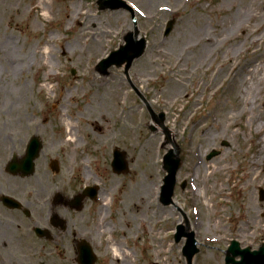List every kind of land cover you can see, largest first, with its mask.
Listing matches in <instances>:
<instances>
[{"label": "rangeland", "instance_id": "rangeland-1", "mask_svg": "<svg viewBox=\"0 0 264 264\" xmlns=\"http://www.w3.org/2000/svg\"><path fill=\"white\" fill-rule=\"evenodd\" d=\"M120 1L123 3L117 4L119 8L101 10L98 0H47V20H44L41 8L37 10L38 15L24 11L26 0H0V48L6 52L4 41L10 38L15 49L12 62L0 60V120L5 110L9 116L8 122L4 117L5 128L0 123V132L11 138L7 142L13 145L14 151L0 152V158L6 163L12 155L21 158L24 146L31 135H35L41 138L43 149L35 162V174L23 183L45 189L51 185L53 191L57 190L55 186H69L76 192L85 186H98L99 198L89 200L81 214L71 215L76 225L70 224L68 228L74 231L71 228L76 227V231H80L81 223L87 226L88 230L81 232L97 256L95 264H114L109 249L114 241L132 254L128 260L132 264H188L182 254L187 238L184 235L179 240L175 239L177 227L181 225L177 224L179 217L184 219L183 228L188 225V232L194 234L197 242L198 251L191 264H225V253L232 240L237 241L241 248L252 250L264 240V200L258 199L259 189L264 190V163L257 157L259 146L258 137L252 131L254 125H243L248 115L237 118L236 126L220 119L213 120L210 115L217 105L230 103L223 91L227 83L233 81V74H241L251 54L264 61V33L261 35L260 30L252 33L255 24L248 18L239 30L227 28L233 23L229 17L236 11L251 7L249 0ZM78 7L82 11L80 16H76L74 11ZM263 7L257 8L262 11ZM14 8L25 14L12 15ZM8 9L13 10L9 12ZM113 12H119L120 17H109L108 14ZM66 14L69 18L65 17ZM74 17L81 18L83 26L78 25ZM257 19L261 31L264 30V15ZM172 20L174 24L166 35L167 22ZM85 27L94 31L83 33ZM135 29L138 40H145L144 53L133 59L127 71L121 65L111 66L100 73L96 69L98 62L124 45L126 35ZM96 30L109 32L99 47L101 54L96 53L89 40ZM203 31L213 37L212 43L216 45L225 34L228 42L222 44L221 51L208 47L212 51L207 63L201 67L197 63L203 56H200L202 53L196 42L205 34ZM247 33L249 37H246ZM177 36L181 41L176 40ZM253 36H258L259 42L251 44L249 39ZM49 38L54 39L50 41ZM246 39L242 50L232 47L227 52L232 43ZM44 42L52 50V57H41L33 51ZM155 42H163L159 46L166 50L168 59L160 62L159 56L150 55L151 45ZM187 46L192 47L188 49ZM184 53L188 54L187 57ZM146 59L155 61L156 65L150 68L145 64ZM218 63L222 65L220 83L216 81V89L211 92L202 84L203 80L212 77L210 73ZM14 67L18 68L16 72L12 71ZM178 67L187 70L185 92L190 97L185 98L181 93L171 102L158 94L156 99H151L150 95L163 90L172 71ZM148 68L150 71L146 73ZM72 69L75 74L71 73ZM90 73L104 79V84H90L87 80ZM141 76H144L143 84L138 86L136 80ZM111 88L124 94L126 102L121 101L115 107L88 105L93 96L109 98ZM254 93L252 106L259 111L253 114L256 123H260L264 121V90ZM218 99L220 104L215 105ZM132 106L137 107L138 113L122 119L120 114ZM148 108L155 116L149 113ZM185 113L189 116L187 119L183 118ZM160 114H163L161 125ZM66 115L74 123L78 147L64 143L68 138L64 124ZM151 121L160 132L149 124ZM170 128L175 130L174 139L169 135ZM154 132L160 141L155 150L158 157L152 174L146 170V160H138V155L143 140ZM190 141L196 147L199 166L188 160ZM172 143L178 147L180 163L176 170L172 204L164 205L160 199L166 175L162 160ZM114 148L125 153L126 173L112 172L110 163ZM212 150L220 154L207 160ZM51 160L58 161L59 174L50 171ZM215 169L218 171L211 174L210 171ZM135 182L142 183L143 188L145 185L153 186L155 191L151 193L155 204L169 213L161 219L157 216L152 219V211L142 213L138 218L140 222L135 225L136 230L130 231L134 224L120 217L117 208L133 210L131 205L125 210L121 194ZM197 191L201 194L197 195ZM46 194L41 193L39 198ZM33 195L31 193L32 199ZM105 197H109L111 204L107 215L102 218L100 213ZM252 197H255V203L250 209L248 204ZM247 211L252 216L249 224ZM159 230L163 245L170 243L180 248L165 256L160 255V262H157V254L149 245L152 235ZM45 252L52 264H74L69 261L73 253L57 260L53 252Z\"/></svg>", "mask_w": 264, "mask_h": 264}, {"label": "bare ground", "instance_id": "bare-ground-1", "mask_svg": "<svg viewBox=\"0 0 264 264\" xmlns=\"http://www.w3.org/2000/svg\"><path fill=\"white\" fill-rule=\"evenodd\" d=\"M17 2H19L20 0H16ZM250 1V5L251 7L248 8H244L243 11L240 12H235L231 17H229L230 20L233 21V23H230L231 25H228L227 28L229 30H234V29H241L244 25V23L246 22V18H248L249 22H253L255 24L254 26V30H252V33H256L259 32L260 30V34L262 35L264 33V30L261 31V25L259 24L260 22H257V18H259L260 16L264 15V9H259L257 7H261L264 5V0H249ZM26 7L24 11H27L29 14L34 13L35 15H38L39 13L37 12V10L39 8H41L42 10V18H44V20H47V0H38L37 2H35L34 0H26L25 3ZM264 8V7H263ZM14 12H12L13 9H8L9 12H12V15H16V16H21L24 15L25 12L21 11L19 13L18 9L14 8ZM75 15L76 16H80L81 14V7L75 8ZM11 14V13H10ZM83 14V13H82ZM12 15L9 17L11 18ZM46 15V16H45ZM74 15V14H73ZM109 17L117 18L120 17V13L119 12H113V13H109L108 14ZM66 18H69L67 16V14L65 15ZM35 19V18H34ZM81 19V18H80ZM80 19L77 17H74V20L78 22V25H82L83 23L80 22ZM13 20V19H12ZM70 21V19H69ZM245 21V22H244ZM248 22V23H249ZM87 26V25H85ZM94 30L91 29L90 27H85L84 28V32L83 33H92ZM205 32V31H203ZM259 34V36H260ZM109 35V32H104L102 30H96V33L93 34V36H90L89 40L91 43L92 48L96 49V53H102L101 48V44H103L104 39L107 38V36ZM250 34H246V37H249ZM92 37H95V39H92ZM50 41H52L54 38H49ZM221 41L219 42L218 45H216L215 43H212L213 37L209 36V34L207 35V33L205 32V34L203 36L200 37V40L196 42L197 46H199V50L202 54H200V56L202 55L203 57H201V60L197 63L199 66L203 67V65L205 63H207V57L210 56V51H212V49L208 50V47H211L213 49H216L217 51H219L221 49V46L223 43L228 42L227 40V35H223L222 37H220ZM176 40H180L178 38V36L176 37ZM250 40V43L253 44L255 42H259L258 36H253ZM246 40H242V42L240 43H232L231 47L227 50V52H229V50L233 47V48H238L239 50H242V46H244V44L246 43ZM163 44V42H155L154 44L151 45V49H150V55H156L159 56V60L160 62H162V59H168L169 56L166 55L167 52L164 48L160 49V44ZM212 43V44H211ZM195 44V45H196ZM211 44V45H210ZM4 45L5 48H7L6 52L0 48V54L2 59L0 58L1 61H3V63H8V62H12L14 59V54L12 51H14V47H13V41L10 38H7L4 41ZM48 43L44 42L43 45L41 47H37L35 50H33L35 53H37L39 56L41 57H45L47 56L48 58L51 56L52 57V50H50V48L47 46ZM194 45V46H195ZM192 46H187L188 49H190ZM221 51V50H220ZM254 51V50H253ZM199 52V53H200ZM226 53V52H225ZM256 54V53H253ZM187 53H184V56L187 57ZM45 59V58H44ZM246 65L244 66L243 70L240 71L241 74H233L231 77V82L227 83V87H225V91H223V94H226L229 99H230V103L227 105H224L223 103L221 105H217L220 104L219 103V99L216 100L215 105H217L216 107L213 108L212 113H211V117L213 118V120H217L220 119L222 121H225L229 124H232L234 126H236V121L237 118L242 117L243 114L248 115V118L246 117V121L245 124H243L244 126H249V125H254L252 127V131L253 134L258 137V159L261 160V163H264V121L262 120L260 123H256V120L254 119V114L257 111H259L258 108H254L252 106L253 100L254 99V92H259L261 90H264V61L260 60V57L258 55H252L251 54V58L246 61ZM48 64H50V62H47ZM145 64L149 65L150 68L154 67L156 65V62L151 60V59H146L145 60ZM211 63H209L210 66ZM17 67H19V65H17ZM18 68L14 67L12 69L13 72H16ZM150 71V69L148 68L147 71H145L146 73ZM222 73V65L221 64H217L216 67L214 68V70H212L211 74V78L207 79V80H203V86L207 89H209V91H214L216 89V86L218 83H220V76ZM187 70H185L182 67H178L176 70H173L170 77L167 79L166 82V86H163V90L159 91L157 94H153L150 95L151 99H156L158 94H161L164 96V98L168 99L169 101L173 102L175 101L178 96L181 93H184L185 98L190 97L189 93L185 92V85H186V75H187ZM226 77V76H225ZM138 79L136 80L137 85H141L143 84V78L144 76L141 77H137ZM239 79V80H238ZM90 84L93 85H97V86H102L104 84V79H102L101 77H97L94 75V73H90L88 75V79ZM237 80V81H235ZM113 81V80H112ZM218 81V83L216 82ZM116 82V81H114ZM45 87L48 89L47 84H45ZM111 95L109 98H102V99H97L96 97L93 96V98H91L90 103L88 105H97V104H102V105H107L109 107H115L116 105H118L121 101L122 103L126 102V96H124V94H119L117 92V90L114 88H111ZM195 103V102H194ZM12 105V104H10ZM214 105V106H215ZM252 106V107H251ZM8 113L6 110L5 112L1 115V120L0 123L2 125V127L5 128V119L4 117H6V121L8 122V118L9 116H6ZM138 113V109L135 106L132 107H128L127 109H125L121 114L120 117L124 120H126V118H129L130 116H133L134 114ZM9 115V114H8ZM184 119H187V114L185 113L183 115ZM26 120L29 121V118H26ZM182 122V121H181ZM180 122V123H181ZM64 124L66 126L67 129V142L64 140L65 145L66 144H72V147H78V143L79 140L76 136V134H74V130H75V126L74 123H72V120L70 119V117L68 115H66L65 119H64ZM151 126H155L156 129L160 132L159 127L153 123L152 121L149 123ZM251 128V127H250ZM169 135L171 137V139H174L175 136V130L174 129H169ZM157 132H154V134L150 135L147 139L143 140L144 142L141 145V151H139V155H138V160H146V170H148L149 173H152V171H154L156 169V160L158 157V153L156 150V146L158 144V142L160 141L159 137L156 136ZM9 139V140H7ZM7 141H11L10 137H5V135L2 134V132H0V152H9V153H14L13 151V145L10 146L9 142ZM21 143V141H20ZM68 146V145H67ZM188 146L190 148V151L188 152V160L194 165V164H199L198 162L199 160V156L197 153V150L195 149V145L193 142H189ZM70 147V146H69ZM191 165V164H190ZM199 166V165H198ZM198 169V168H197ZM218 171V169L215 170H211L210 173H216ZM264 171V170H263ZM209 173V172H208ZM142 183L140 182H135L134 185H129L125 191L124 194L122 195V202L124 203V208L126 210L128 205L133 206V210L132 211H121L120 206L117 208L118 211V215L120 217L123 218H127L130 220V222H132L134 225H132V228L130 231L132 230H136V224H138V222H140L138 220L140 216V214L142 213H147V212H151L152 211V219H154L156 216L158 218H164L165 216H168L167 213H169L166 209L161 208L158 204H155V201L153 200V193L155 189L153 186L150 185H141ZM201 194L200 191H197L196 193ZM195 194V195H196ZM255 203V197L251 198V203L248 204L250 209H253V204ZM111 204V201H109V197H105L103 200V206H102V210L100 213V217L105 218L104 216L107 215V211L109 210V205ZM249 209V210H250ZM250 211H247L248 214V218H247V222L248 224L250 223V218L252 217ZM140 219V218H139ZM177 224H184V219L182 217H179L177 220ZM216 230H218L217 225H216ZM162 235L161 231L159 230V232H156L155 234L152 235L151 237V244L149 245L151 247V250H154L155 253L157 254L156 257V261L160 262L159 260V256H165L169 253H171L173 251V249H179L180 247L175 246V245H171L170 243H162V241H160V236ZM123 246H121L119 244V242L114 241L110 243V251H111V262L116 264L117 262H120L121 264H132L130 261H128L129 259H131L132 254L126 252L124 250V248H122ZM183 251V250H182ZM183 254V252H182ZM182 256V255H181ZM127 259V260H126ZM206 260L209 259L208 257L205 258ZM125 262V263H124ZM216 264H219L217 262H215ZM164 264H169L168 262H165Z\"/></svg>", "mask_w": 264, "mask_h": 264}, {"label": "flooded vegetation", "instance_id": "flooded-vegetation-1", "mask_svg": "<svg viewBox=\"0 0 264 264\" xmlns=\"http://www.w3.org/2000/svg\"><path fill=\"white\" fill-rule=\"evenodd\" d=\"M5 167V160L0 158V264H52L45 251L53 252L57 260L73 253L69 261L77 264L78 243L86 240L81 230L88 229L82 223L80 231L68 228L70 224L76 225L73 216L81 214L89 200L84 199L82 209L76 211L71 199L78 192L71 187L55 186L54 191L51 185L49 189L37 188L23 183L27 178L12 175ZM41 193L48 194L39 198ZM4 197L12 202L6 203ZM37 228L41 232L35 231Z\"/></svg>", "mask_w": 264, "mask_h": 264}, {"label": "water", "instance_id": "water-1", "mask_svg": "<svg viewBox=\"0 0 264 264\" xmlns=\"http://www.w3.org/2000/svg\"><path fill=\"white\" fill-rule=\"evenodd\" d=\"M123 1L120 0H98V5L100 9H115L119 8L117 4H122ZM167 33L170 32L172 29V26L174 24V21L167 22ZM138 32L135 29L134 32H131L126 35L125 37V45L120 46V49L117 51H113L110 53L109 57H106L105 59H102L98 63V68L100 72H105L110 66L116 65L120 66L122 64H125V70L127 71L130 67L133 59L138 58L140 55H142L144 49H145V40L140 39L138 40ZM74 74V71H72ZM154 116V115H153ZM163 116H160V123L162 121ZM172 149L164 156L163 158V164L165 172L167 173L166 176L163 179V186L161 188V204L168 205L172 202V195L174 186L176 184V173L179 167V158L178 154L179 151L176 145L172 144ZM41 150V143L40 139L36 136L31 137L29 140L27 146H26V152L23 156V159L21 160L20 164H17L14 160L9 164L8 170H10L12 173H15L17 170H19L23 176H30L33 174V161L37 158L39 155V152ZM114 160L111 163L114 173L121 174L127 172V163L125 161V153L123 151H119L118 149H114ZM219 155V152L216 150H212L206 159L210 160L213 159L215 156ZM56 162H52L51 168L54 171L58 170V167L56 166ZM183 187V186H182ZM96 193L95 188H86L82 194L78 195L74 198L73 204L74 207L76 206V209H80V205L82 203L83 196L89 195V197H94ZM264 198V191L260 190V199ZM188 228H183L179 226L177 228L178 233L175 236L176 240H179L182 236H187V242L185 244V247L183 249L184 256L187 259L188 264H191L192 258L197 252V249L195 247V240L193 238V234L188 233ZM231 246L228 249V252L232 253L233 256L241 255V260L234 261L233 257H227L226 263L231 264H264V246L260 249V252H254L249 253L248 250L239 251L237 247L236 242H231ZM80 258H78V262L80 264H94L95 257L91 250L85 245L80 246Z\"/></svg>", "mask_w": 264, "mask_h": 264}]
</instances>
